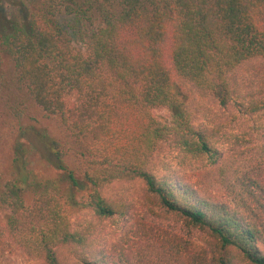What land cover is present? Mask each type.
Returning a JSON list of instances; mask_svg holds the SVG:
<instances>
[{"label":"trees","instance_id":"1","mask_svg":"<svg viewBox=\"0 0 264 264\" xmlns=\"http://www.w3.org/2000/svg\"><path fill=\"white\" fill-rule=\"evenodd\" d=\"M92 14L97 23L75 50L56 18L91 21ZM1 57L21 105L55 119L61 138L49 147L73 185L74 174L88 183L84 205L93 221H69L54 180L26 203L20 184L6 179L0 258L6 252L37 264H264V0H36L24 23L0 33ZM194 93L215 107L203 123H194ZM229 106L233 115H220ZM156 109L168 110L170 121L160 122ZM239 115L253 116V124L247 138L233 135L244 147L225 156L219 138ZM165 145L199 162L204 179L159 172ZM125 184L136 186L148 214L199 231L203 245L139 218L105 239L104 220L112 235L131 207Z\"/></svg>","mask_w":264,"mask_h":264},{"label":"rangeland","instance_id":"2","mask_svg":"<svg viewBox=\"0 0 264 264\" xmlns=\"http://www.w3.org/2000/svg\"><path fill=\"white\" fill-rule=\"evenodd\" d=\"M36 6V0H0V33L11 31L12 26L24 23L29 11ZM91 21L74 16H57V24L66 32L75 50H82L80 38L84 31L97 23V19ZM10 67L0 58V193L6 179L14 178L22 187L24 199L29 203L32 196L41 191L48 181H56L62 188L68 202V219L72 224L86 226L93 221L91 211L84 205V199L88 190V183L83 181L79 175L74 174L78 181L73 185L67 178L66 171L61 169L59 162L49 147V141L61 138V133L54 118L43 115L35 106L29 102L21 103L11 90ZM188 102L195 105V122H205L204 116L213 112L215 107L208 102L203 93L192 94ZM186 101V102H187ZM16 109V110H15ZM207 109V110H206ZM20 110V111H19ZM234 108L229 106L222 114L229 118L234 113ZM17 112V113H16ZM157 119L162 123L170 121V113L166 109L154 111ZM197 124V123H196ZM253 124V116L239 115L232 119L227 127L223 128L227 138H219V148L223 155L234 156L237 149L244 145H236L233 135L247 138L245 131ZM67 151V146L64 145ZM65 161L71 167V160L65 156ZM205 161V160H203ZM156 169L159 172L177 176L183 181L198 183L203 176L199 174L201 165L199 162L185 157L176 148L165 145L159 151L156 159ZM124 195L129 200L131 207L126 216L119 221L113 234L108 233L114 226L104 220L107 226L104 234L105 239L111 240L120 233L122 227L128 223L134 226L133 221L139 218L152 223L169 232L181 236V238L193 241L202 246L203 242L199 231L185 227L181 221L172 218L157 219L148 214L138 199V190L132 184H125ZM216 188V187H215ZM215 188H212L215 191ZM218 198L224 196V190L218 188ZM119 194L120 187L115 185L113 190ZM112 191V192H113ZM112 192H109L112 193ZM116 196V195H115ZM6 215V209L0 207V214ZM125 219V220H124ZM124 220V221H123ZM264 254V246L258 244ZM0 264H37L26 259L19 253H4L0 258Z\"/></svg>","mask_w":264,"mask_h":264}]
</instances>
